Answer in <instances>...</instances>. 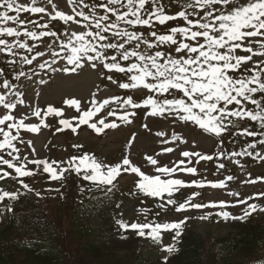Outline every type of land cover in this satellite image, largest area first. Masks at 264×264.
<instances>
[{"label":"snow or ice","instance_id":"obj_1","mask_svg":"<svg viewBox=\"0 0 264 264\" xmlns=\"http://www.w3.org/2000/svg\"><path fill=\"white\" fill-rule=\"evenodd\" d=\"M47 3L52 4L54 14L46 11L44 7L35 6L37 0H30L31 6L22 4L18 0H0V37L16 38L14 43L0 39V54L15 57L17 53L14 49H23L32 53L37 45L33 43L32 47H29L27 41L35 42L63 36L64 39L56 41L59 50L53 48L52 44L48 45L53 59L40 63L38 65L40 71L72 74L86 64L93 69L100 65L107 73L121 74L126 79L127 82L118 84L120 89L144 90L150 94L141 102H134L131 96L104 99L102 102L93 98L88 102L90 107L87 110L82 109L79 100L67 99L64 101L65 106L75 109L79 116L73 120L60 119L61 127L57 128V132L70 130L75 134L80 127L86 125L96 135H101L105 130L120 126L115 122H106L109 117L130 124L132 121L129 117L137 113L126 109H148L145 112L147 117L171 116L181 123L197 126L203 133L212 137L222 138L225 134L251 137L255 142L248 143L242 151L221 155L229 160L239 156L250 157L257 162L264 161V153L249 151L255 150L258 145L264 146V0H183L181 5L183 10L176 14H167V6L162 0H98V3L67 0L72 14L56 10L57 5L53 0H47ZM149 5L151 8L148 7ZM25 14L29 17L47 16L51 22H60L63 25L71 23L84 30L58 33L52 30L49 23H40L31 19L26 22L22 19ZM170 22H182V24L180 26L173 24L163 33L156 29L157 25L163 27ZM29 23L34 24L37 29L47 30L33 31L29 28ZM138 29H148V32ZM20 37L26 40L22 41ZM44 55L46 54L39 52L31 55V58L20 56L19 61L21 65H32L33 61ZM61 61L65 66L53 67ZM7 63L15 65L17 60L9 59ZM250 63L251 67H246ZM39 74V72L35 73L37 76ZM0 75L3 73L0 72ZM26 75L27 73L20 72L14 76V79L19 80L21 76ZM105 78L117 84V80L111 75ZM39 83L43 84L47 81L41 79ZM0 87L10 89L11 85L5 80ZM13 95L17 94L13 93ZM7 100L5 95H0V107L6 109L8 113L0 118V126L7 125V129L11 130L0 127V152L7 150L6 155L10 159L0 156V168L6 167L12 170L15 176H11L8 171H0V181L17 180L22 188L31 192L33 189L23 183V178L35 177L42 173L49 182H55L65 179L66 174L72 173L87 182L90 191L92 188L114 187V181L118 177L124 172H130L139 178L135 184L136 192L132 194L161 201L159 203L161 211L172 207L176 213H183L191 210L203 211L246 205L242 209V215L216 211L198 217L201 221H207L215 215L225 221L241 222L256 211L264 213V207L258 208L256 203H249L250 200L264 198V193L242 199L239 193L229 191L228 195L234 197L237 203L226 204L224 202L193 203L192 201L200 196V193L196 192L178 203L173 197L181 189L206 187L214 190L224 189L229 181L234 180L231 175L224 181L215 183L204 181L186 183L181 179L172 178L178 172L197 175V169L188 167L183 160L173 167H157V159L145 156L144 159L155 168L154 176L146 175L139 167L133 166L127 156L115 165L102 163L88 154L69 158L64 162L67 167H62L61 163L56 161L29 160L27 156L23 157L26 163L21 164L19 163L21 157L14 155L19 149L13 141L22 142L19 135L21 131L38 134L41 128L48 125L42 119L39 125L26 124L25 121L30 118L28 116L18 120L12 113L17 109L18 104L23 105V100L19 95L15 103ZM113 104L118 108H110L103 118L97 119L102 111ZM118 111H123L124 114L117 115ZM32 115L39 119L41 111L34 109ZM44 115L61 117L64 116V112L49 106ZM10 121L11 123H8ZM249 122L255 130H250L246 126ZM242 125L244 126L241 128ZM12 132L17 134L13 135ZM156 135L163 138L164 133L158 132ZM176 141L185 143L178 135H173L171 140H164L163 143L171 144ZM218 146H222V140H218ZM28 147H32L31 141ZM173 151L172 147H167L157 155ZM181 155L184 158L196 157V163L213 160L212 155H202L199 152L184 151ZM216 158L219 159L220 155ZM189 163H191L190 159ZM232 163L239 162L232 160ZM28 164L34 165L36 170L29 169ZM224 167L223 163L216 165L217 170ZM244 183L251 185L264 183V178H246ZM107 190L111 191V187H107ZM81 191L84 189L82 188ZM18 195L19 193L0 192V202L6 199L15 201ZM141 211L147 220L151 210ZM189 219L191 218L186 217L178 222L164 224L151 220L143 224L130 225L118 222V225L121 230L135 231L139 237L160 245L162 232H174L173 239L178 240L182 236L183 226ZM162 251L171 254L176 249L167 246L163 247ZM163 264H167V259Z\"/></svg>","mask_w":264,"mask_h":264},{"label":"rangeland","instance_id":"obj_2","mask_svg":"<svg viewBox=\"0 0 264 264\" xmlns=\"http://www.w3.org/2000/svg\"><path fill=\"white\" fill-rule=\"evenodd\" d=\"M182 1V2H181ZM162 0V3L166 5L167 14H176L178 11L183 10L181 5L183 0ZM22 4H27L31 6L30 0H18ZM88 3H98V0H86ZM53 3L57 5L56 10L62 11L66 14H72L71 8L67 5V0H53ZM35 6L44 7L46 11L54 14L52 9V4L47 3V0H37ZM151 8V5L148 6ZM87 12V10L85 9ZM27 22L29 19L38 20L40 23H49L52 30L70 32L76 31L81 32L84 29L80 28L78 25H73L69 23L68 25H63L60 22H51L47 16H34L29 17L27 14L22 16ZM79 19V17H77ZM81 23H83L81 21ZM180 26L182 22H170L168 25L163 27L157 25L156 29L163 33L168 27ZM15 27V25H9ZM29 28L33 31H46L47 29H37L34 24L29 23ZM139 31L148 32V29H138ZM65 37L59 36L58 38H45L40 41H27L29 47H32L33 43L37 47L33 48L32 53H28L23 49H14L17 53L15 57H8L6 55L0 54V84L5 80L11 85L10 89H4L0 87V95H5L8 100L7 102L15 103L17 95L23 100V105H17V109L12 113L16 118L24 119L25 116L30 117L25 121L29 125H39V121L44 120L48 127H43L40 129L38 134L27 133L21 131L19 135L22 138V142L13 141L16 147L21 151L22 156H27L29 160L32 159H44L49 162L56 161L60 162L62 167H67L68 165L64 163L69 158L73 157L74 154L83 155L88 154L93 156L95 159L102 163H108L110 165H115L122 160L123 157L127 156L133 166L139 167L141 171L150 176L156 175L155 168L144 159L145 156L157 159L159 166L173 167L176 163L183 160L184 164L188 167H194L197 169V175H186L183 172H178L172 178L181 179L186 183H191L193 181H204V182H221L229 175L234 177L233 181H229L227 187L224 189H181L173 199L178 203L183 202L187 197L193 193L199 192L198 196L193 203H220L224 202L226 204L237 203L234 197L228 195V192L239 193L240 198L247 199L249 196H256L260 193H264V183H257L255 185L245 184L244 180L264 178V161H254L250 157H232V160H236L239 163L234 164L232 160L227 159L224 155H230L234 151H242L248 143L255 142L251 137H235L230 134H225L222 138H216L203 133L197 126L191 123H181L171 116L167 118L163 117H147L145 112L148 109H126V111H135L137 114L135 116L129 117L132 123H123L115 119V117H109L106 122H115L120 126L116 129L105 130L101 135H96L92 130L88 129L86 125L80 127L78 132L73 134L70 130H65L57 132V128L61 127L59 125L60 119L73 120L78 118L79 113L75 109H69L65 106L64 101L67 99H77L81 102L83 110H87L90 107L88 103L93 98L102 102L104 99H112L115 97H127L131 96L134 102H141L142 99L146 98L148 94L144 90H129L125 91L118 87L119 83L127 82L126 79L121 74L107 73L102 66L97 65L96 69H93L90 65H85L83 68H79L75 73L64 74L57 72H42L39 70L38 65L43 63L45 60L51 61L53 57L51 56V49L48 45L52 44V47L59 50L57 39H64ZM147 38V36H146ZM0 39H5L9 43H14L16 38L0 37ZM20 39L26 40L24 37ZM255 47V45H253ZM144 49L142 48L141 51ZM43 52L46 55L41 56L38 60L33 61L32 65H21L19 61L20 56H27L31 58V55ZM113 54V53H109ZM9 59H16L17 63L15 65H9L7 61ZM59 59V58H56ZM257 59V58H254ZM110 62V61H109ZM65 66L64 62L61 61L60 64L53 65V67ZM20 72L27 73L26 76H21L19 80L14 79V76L18 75ZM36 72L40 74L35 75ZM111 75L113 79L117 80V84L111 83L105 77ZM31 76V78H28ZM43 79L47 83H39ZM16 93L17 95H13ZM95 93V97H93ZM53 107L64 112V116H45L44 113L47 107ZM110 108H118L117 105H110L102 111L98 118H103L106 112ZM38 109L41 111V117L38 119L32 115V111ZM8 114L7 110L0 107V118L3 115ZM124 114L123 111H118L117 115ZM8 123H11L8 122ZM146 125V127H145ZM75 126V124H73ZM244 125L241 126V128ZM250 130H255L252 124L249 122L246 125ZM7 129V125L0 126ZM164 133L163 138L156 135V133ZM16 135V132H12ZM173 135H178L181 137L185 143H180L176 141L171 144L163 143L164 140H171ZM259 139V137L257 138ZM218 140H222V146H218ZM31 141L32 147H28V143ZM74 145H81V148H74ZM172 147L174 151L172 153L157 155V153L162 152L164 148ZM184 151L188 152H199L202 155H212V161H201L196 163V157L184 158L181 153ZM255 153L260 151L264 153V146L258 145L255 150L250 149ZM7 150L3 152L6 154ZM33 152L35 155H33ZM220 155V158H216ZM189 159L191 163H189ZM23 163L26 161L23 160ZM223 163L225 167L221 170H217L216 165ZM27 167L35 166L28 164ZM1 171H5L1 168ZM7 169V168H6ZM10 171V169H8ZM42 174V173H41ZM138 177L130 172H124L116 180V185H118L117 195L120 198L119 203H117V220L118 222L130 225L132 223L143 224L147 220L154 221L155 223L164 224L170 222H178L186 217H190L187 224L183 226L182 231L194 232L202 236L205 240L222 237L235 232L237 225L244 223L250 219L261 220L264 222V213L259 211L254 212L250 217H248L243 222L241 221H225L220 217L215 215L211 216L207 221H201L198 219L199 216L216 211H227L230 215H242V209L246 205H240L239 207H227V208H217V209H204L203 211L191 210L183 213H176L174 208H167L166 211H161L159 208V203L161 201L154 200L148 197H143L141 195H133L136 192L135 184L138 181ZM11 184L7 181H0V192L7 191L11 194H16V190L10 186ZM74 187V186H72ZM72 187H68L70 193L73 191L76 193ZM77 188V193H78ZM122 193L120 196L119 194ZM167 198V197H166ZM249 203H256L257 207H264V198L259 200H250ZM4 203L0 202V217L2 215V210ZM142 209H150L147 220L145 215L141 211ZM158 213V215H157ZM117 233V232H116ZM120 236H127L129 239L132 238V242L136 245L135 252L142 254H150L157 251L160 261H167L170 258V254L164 253L162 251L163 247L172 246L166 239V232L161 233V243L155 247L151 246V240L141 238L135 231H125L119 228L118 231ZM137 239V240H136ZM122 245H120L121 248ZM155 248V250H154ZM124 246L120 249L119 254L123 255ZM262 261L261 258H256L248 264H258Z\"/></svg>","mask_w":264,"mask_h":264},{"label":"trees","instance_id":"obj_3","mask_svg":"<svg viewBox=\"0 0 264 264\" xmlns=\"http://www.w3.org/2000/svg\"><path fill=\"white\" fill-rule=\"evenodd\" d=\"M14 155L23 164L21 151ZM0 156L10 159L3 152ZM8 172L15 176L12 170ZM7 181L19 195L15 201L5 200L0 217V264H163L155 248L150 254L137 253L132 238L119 235L120 198L115 182L114 187L107 186L111 191L107 187L89 191L90 185L75 174L55 182L38 174L23 178L33 189L29 192L17 180ZM72 186L76 193L67 191ZM182 233L174 240V232H166V239L176 249L167 264H247L256 258L264 264L261 220L250 219L237 225L235 232L208 240L194 232ZM151 246L156 245L151 241Z\"/></svg>","mask_w":264,"mask_h":264}]
</instances>
